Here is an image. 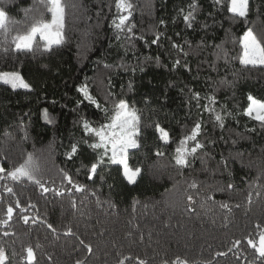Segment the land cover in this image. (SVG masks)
I'll list each match as a JSON object with an SVG mask.
<instances>
[{
    "label": "trees",
    "instance_id": "trees-1",
    "mask_svg": "<svg viewBox=\"0 0 264 264\" xmlns=\"http://www.w3.org/2000/svg\"><path fill=\"white\" fill-rule=\"evenodd\" d=\"M130 2L127 24L144 40L114 27L116 0H63V43L45 52L37 39L40 50L17 53L11 37L27 32L42 14L50 16L40 0H0V10L16 22L7 41L0 36V72L18 71L32 86L27 91L0 84V166L11 170L31 153L49 188L45 193L27 179L0 180V220L7 219V207L14 209L12 219L0 224L6 264H27L29 246L33 264H173L177 258L184 264H261L248 240L258 242L264 230V126L244 109L249 95L264 100V66L240 64L239 37L251 27L264 39V0H250L247 21L233 19L226 4L195 0L191 28L183 15L192 0ZM156 32L161 40L152 45ZM173 42L188 55L173 49ZM177 59L181 65L174 69ZM83 85L100 108L77 91ZM192 92L200 94L199 108ZM208 96L215 97L210 107L223 116V127L204 111ZM120 99L141 114V146L128 155L129 167L141 169L132 184L107 159L89 179L99 150L88 147L95 137L81 127L82 118L94 127L107 123ZM45 109L51 123L43 118ZM197 121L204 147L187 167L177 166L175 149ZM157 123L169 133L168 143L159 139ZM74 143L77 154L68 159ZM61 169L84 191L64 180ZM69 229L72 235H66ZM77 237L92 246L91 253Z\"/></svg>",
    "mask_w": 264,
    "mask_h": 264
},
{
    "label": "snow or ice",
    "instance_id": "snow-or-ice-1",
    "mask_svg": "<svg viewBox=\"0 0 264 264\" xmlns=\"http://www.w3.org/2000/svg\"><path fill=\"white\" fill-rule=\"evenodd\" d=\"M40 2L46 8L50 19H45L42 14L41 18L36 20L27 32L12 36V44L14 45L12 51L17 53H32L40 50V45L37 44V38L40 42H42V50L45 52L51 51L53 45L58 46L63 43L66 5L63 3V0H40ZM214 3L217 5L226 4L227 12L231 14L233 19L240 18L244 21H247L251 11L250 0H214ZM197 8V3L195 0H192V3L189 4L190 10L187 12V14L183 15L185 25L189 28L192 27L193 22L195 21V12ZM116 9L118 17L117 19L113 20L114 27L119 31H123L125 27H127L128 32L132 33L133 26L128 25L127 22L132 16L133 4L130 2V0H116ZM181 12H183V10H181ZM15 23V21L9 20L5 11L0 10V36H2L5 41H7L8 37L11 35L12 25ZM160 23L163 24L164 22L161 21ZM161 36L162 33L156 32L154 34V38L151 40V44L158 45L160 43ZM117 38L119 39V37ZM129 39L144 40L145 37L143 35L136 37L135 34L132 33V35L129 36ZM145 43H147V41H145ZM239 44L242 48V54L239 57L241 65H251L253 67L257 65L264 66V39L258 38L253 28L248 27L243 32V35L239 37ZM171 47L178 52L183 53L185 57L188 55V53L185 52L183 47L178 43L173 42ZM217 47L220 46L217 45ZM7 50L8 49L5 48V51ZM157 63H159V57H157ZM180 65L181 60L177 59L173 63L172 67L175 69ZM184 67H188L186 62L184 63ZM0 83L10 86L12 90H32L31 84L28 83L18 71L0 72ZM131 87L132 85L130 83L129 89H131ZM77 91L80 92L84 99L90 104L95 105L97 108L101 107L97 100L89 93L88 87L86 85L79 87ZM111 95L112 94L109 92L108 96L110 97ZM191 99L197 101L196 106L199 108V101L201 99L200 94L198 92H192ZM206 99L209 101V103L203 105L204 111L213 113L215 115V121L220 127H223V116L219 113H216L215 108L210 107V105H214L216 103L215 97L208 96ZM247 99L249 103L244 109V115L260 122L261 125L264 126V100L257 99L252 95H249ZM103 110L105 113L109 112V110L106 108ZM42 115L46 121L49 123L52 122L46 109L43 111ZM140 125L141 114L139 110L136 109L135 106H130L124 99L113 102V108L111 110V114L108 116V122L101 124L99 127H94L89 120L82 118L81 127L83 128L84 134L86 136L95 137V142L88 144V147H90L93 151L98 149L103 150L97 153L95 162H93L90 166L89 179H91L92 175L97 172L98 166L105 164V158H107V163L118 164L122 166L123 176L129 183L135 182V179L140 174L141 169L136 168L133 170L129 167L128 155L129 149H139L141 146L138 141V137L141 135ZM155 128L157 133H159V139L164 143H168L169 133L158 123L155 125ZM201 129L202 124L200 121H197L191 129V132L180 139L173 157L177 166L187 167L190 163L188 158H195L198 151L203 149L204 144L198 140V136L201 134ZM190 142H192L191 146H189ZM85 143H87V141H85ZM77 151L78 145L75 143L72 144L71 151L67 153V158L72 159V157L77 154ZM157 155H163V153L158 151ZM226 166L227 162L225 161V167ZM61 172L63 174V179L71 184L77 192L84 191L83 186L74 183L71 176L67 172H64L62 169ZM40 176V165L37 159L31 153L26 156L22 163L15 166L11 170H6L3 166H0V180L10 179L12 181H20L21 179H27L39 185L43 189V192L47 193L49 188L45 187L41 183ZM190 187H197L195 181H193ZM233 187L234 186L232 183L227 184L228 189H232ZM5 191L9 194L13 193V189L11 187L6 186ZM68 191H71V189ZM56 194L62 195V193L59 191ZM250 196L251 193H249V198ZM192 199L193 198L191 196L188 197L189 202H191ZM72 206L74 208L76 207L75 202H73ZM220 206L222 208L229 207L227 203H221ZM15 207L20 208V203L17 202ZM13 211L14 209L12 206L7 207V219L0 220V224L6 225L8 221L11 220ZM21 211H26V209H21ZM23 220L25 223H27L28 217L23 216ZM48 227L52 228V225L48 224ZM4 235L7 236L9 233L5 232ZM66 235H72L71 229L68 230ZM77 239L89 253L92 252L93 249L90 244H86L85 241L79 237H77ZM235 244L239 245L240 241L236 240ZM248 245L255 249V259L259 260L261 264H264V230H262L259 234L258 243L252 239H249ZM25 251L27 264H33L35 255L32 247H27ZM220 255H223V253H220ZM7 261L8 257L6 255V251L2 246H0V264H6ZM76 264H82V262L77 260ZM119 264H124V261H119ZM138 264H146V261L139 260ZM173 264H184V262L177 258L176 261H173Z\"/></svg>",
    "mask_w": 264,
    "mask_h": 264
},
{
    "label": "rangeland",
    "instance_id": "rangeland-1",
    "mask_svg": "<svg viewBox=\"0 0 264 264\" xmlns=\"http://www.w3.org/2000/svg\"><path fill=\"white\" fill-rule=\"evenodd\" d=\"M38 39V38H37ZM0 84H2V83H0ZM248 103H249V101H248ZM99 150V152H101V151H103L102 149H98ZM130 150V149H129ZM109 155H110V153H109ZM105 159H107V158H105ZM121 166V165H120ZM121 168H122V166H121ZM122 171H123V168H122ZM138 177V176H137ZM136 177V178H137ZM136 180V179H135ZM129 183V182H128ZM130 184H132V183H130ZM258 243V242H257Z\"/></svg>",
    "mask_w": 264,
    "mask_h": 264
}]
</instances>
